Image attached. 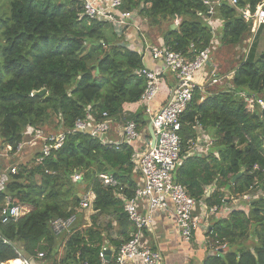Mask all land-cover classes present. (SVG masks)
<instances>
[{
  "label": "trees",
  "instance_id": "trees-1",
  "mask_svg": "<svg viewBox=\"0 0 264 264\" xmlns=\"http://www.w3.org/2000/svg\"><path fill=\"white\" fill-rule=\"evenodd\" d=\"M205 1L122 0L120 10L137 12L151 25L172 22L159 41L191 59L209 47L237 46L253 28L241 10L250 7L255 12L264 5V0H237L236 5L232 0H208L216 3L215 14L209 16ZM209 19L218 22L215 29ZM263 32L264 26L257 33ZM132 33L141 42L142 53L127 41ZM147 44L156 43L143 37L142 30L126 29L119 35L111 22L84 16L80 0H0V148L11 147L14 154L19 144L29 141L30 126L46 135L68 132L62 148L43 161L33 151L32 161L11 166L17 168L16 174L0 164L8 178L0 206L8 198L21 214L16 223L0 224V264L31 257L42 264H99L106 242L117 249L130 239L134 227L124 202L99 176L113 175L126 187L128 198L133 197L138 177L133 149L105 146L74 132V126L78 119H87L89 111L97 122L108 113L122 126L134 121L140 129L147 127L149 119L139 105L145 79L138 75L147 67ZM256 49L257 43L232 78H225L230 89L220 84L204 92L196 89L182 116L183 162L175 180L199 208L205 204L223 210L227 195L264 190V110L256 104L257 112L252 113L247 107L251 97L264 100V51L258 56ZM165 75L162 103L176 82L171 71ZM215 87L220 91H213ZM52 120L56 133L48 127ZM202 135L213 145L207 153L190 155L192 143ZM77 173L82 174L81 182L74 181ZM89 191L96 196L93 224L84 227L86 213L80 211V203ZM72 217L73 235L57 237L51 223ZM104 217H110L106 227ZM217 218L207 233L208 248L215 254L204 264H264V196L250 203L249 214L236 210ZM4 239L10 245L3 244ZM58 241L63 246L60 259ZM39 253L45 257L39 259Z\"/></svg>",
  "mask_w": 264,
  "mask_h": 264
},
{
  "label": "built area",
  "instance_id": "built-area-1",
  "mask_svg": "<svg viewBox=\"0 0 264 264\" xmlns=\"http://www.w3.org/2000/svg\"><path fill=\"white\" fill-rule=\"evenodd\" d=\"M84 7V16L99 21L111 22L119 35L126 29L142 30L136 23L139 18L137 12H124L120 8L122 0H80ZM209 16L215 14V2L205 1ZM236 5L237 0H232ZM243 18L246 21L253 22L252 34L258 32L260 27L264 26V5L258 6L255 12L250 7L241 10ZM209 24L213 29L218 26V22L209 19ZM131 35L127 36V41H131ZM146 55H150L153 61L160 62L165 69L144 68L138 72L140 77L145 79V88L140 97L139 105L144 107L145 115L149 119L145 129H140L134 121H128L125 125H120L117 130L118 139L110 137L115 126L108 113H104L103 121L97 122L88 111L87 119H78L74 126V132L89 135L93 139H98L105 146L120 149L127 145L133 149V162L135 163V172L138 177L136 180V190L133 197L128 198L126 187L110 174H101L99 176L102 184L112 189L117 198L124 202V209L128 219L134 227V231L128 241L119 248L112 247L108 242L104 244L99 254V264H160L162 253L153 247L149 241V235L153 229L155 213L157 211H173L176 217V224L179 235L182 240L190 244L199 229L202 221L207 222L211 217L223 215V210L218 207L208 208L205 204L198 203L191 198L186 188L175 180V172L182 165V116L187 112L196 89L202 92L208 87L217 84L225 85V78L231 79V76L219 77L215 72L211 74V81L198 82L196 76L203 73L212 62L211 47L206 48L189 59L180 53L172 52L160 40L156 44H147L145 47ZM144 50V49H143ZM143 50H140L142 53ZM171 71L176 77V84L171 89L168 99L165 103L160 101L161 86L164 82L165 71ZM34 93L32 94V96ZM252 98V99H251ZM254 104H258L264 110V100L251 97ZM248 100V102H249ZM151 124L154 138L149 134V125ZM26 135L29 136L28 142L19 144L16 156L22 151L23 147L30 146L31 149L40 154L38 161H43L45 157L58 151L64 145L68 132L46 135L41 130L29 127ZM203 144L199 141L192 143L190 155L197 151L206 152L212 145L213 140L203 136ZM32 152V151H31ZM34 152V153H36ZM12 148L8 147L6 155L9 157ZM13 154V155H14ZM11 174L17 173L16 167H9ZM8 180L7 175L0 166V192L5 188ZM74 181L81 182L82 174L77 173ZM95 194L92 191L82 196L80 203L81 212L93 211ZM200 209V213H198ZM89 215V218L91 215ZM20 207L12 204L10 199H6L0 206V224L8 225L18 222L20 218ZM75 217L68 220H55L51 223V229L57 236L67 234L69 238L73 235V226ZM208 227L206 228L208 233ZM212 228L210 227L209 231ZM3 244L10 245L8 240H3ZM112 251L110 260L107 261L108 251ZM44 253H39L38 258H44ZM12 262L20 264H32V261L25 258H19ZM11 262V263H12ZM10 264V263H9Z\"/></svg>",
  "mask_w": 264,
  "mask_h": 264
},
{
  "label": "rangeland",
  "instance_id": "rangeland-1",
  "mask_svg": "<svg viewBox=\"0 0 264 264\" xmlns=\"http://www.w3.org/2000/svg\"><path fill=\"white\" fill-rule=\"evenodd\" d=\"M179 22L180 20H176L174 22L175 23L174 25L177 27L179 25ZM136 23L140 26V28L143 31V37H148L151 42L157 43L159 41V38L161 37L163 30L167 29V27L172 22L163 23L161 25H157V24L151 25L147 20L139 16V18L136 20ZM258 34L259 33L256 32L255 34L247 35L237 46H234V47L222 46L221 49L219 50H218V47L214 48L212 55H211V58L213 59V63L210 69L208 68V75H206V79H203V82L209 83L211 81V76L209 75L210 71H211L210 74L215 72L217 74L232 77L231 73L234 72V70L238 68L239 65L248 58V55L255 43H257L256 54L260 56L261 53L264 51V32L262 34H259V35ZM170 80H173V79H170ZM173 83L176 84L177 82H173ZM224 87L226 89H230L229 88L230 86L228 85V83ZM220 89L221 88L215 87L213 91L218 92L220 91ZM163 94L165 96V93L162 92L159 98ZM247 107H248V110L251 111L252 113L257 112L256 103L254 104L253 100H249ZM48 127L52 130V132L54 131L55 133L58 132L56 131V121L55 123L53 122V120L52 122H49ZM202 137L203 135L201 136L200 144H203ZM206 137L210 138L209 136H206ZM25 142H28V141H25ZM208 150L206 151V153L208 152ZM6 151H8V146L6 147L5 150L4 148H0V164L3 167V170L8 169L11 166H16L21 162L27 163L28 161H32L33 159L32 158L33 155L31 154V151L33 152L34 150L31 149V147L28 145L23 147L22 151L17 156L13 155L12 153L11 158L6 155ZM197 153L204 154L205 152L197 151ZM215 153L217 154V152ZM208 193L211 194V191H209ZM260 196H264V190L262 192H258L253 195L252 193L244 195V196L227 195L229 200H226L227 204L225 205L224 210L222 211L223 216H219V218L228 217L231 214V212L236 211V210L245 211V213L249 214L250 203L253 202L254 199ZM198 213H200V209H198ZM90 214H92L91 211L86 213L84 225H83L84 227H90L93 224L91 217L89 218ZM109 219L110 217H104L102 221L103 227H106V225L110 221ZM214 221H215L214 219L210 220V223H209L210 225L208 226L211 227ZM113 225L115 226V222L113 223ZM112 234L113 236L116 235L115 230L112 231ZM247 246H250V245H247ZM56 251L58 253V258L60 259L63 255V246L60 241L57 242ZM29 260L33 262V257L29 258ZM32 264H42V263L35 261Z\"/></svg>",
  "mask_w": 264,
  "mask_h": 264
},
{
  "label": "crops",
  "instance_id": "crops-1",
  "mask_svg": "<svg viewBox=\"0 0 264 264\" xmlns=\"http://www.w3.org/2000/svg\"><path fill=\"white\" fill-rule=\"evenodd\" d=\"M130 39L131 42H133L131 43L133 49L138 48L139 50H143L141 42H139L137 37L134 36V33H132ZM145 62L148 68L165 69L162 63L153 61L150 55H146ZM212 63L213 59L211 65ZM167 72L168 70L165 71V73ZM207 74L208 69L203 73L198 74L196 76L197 81L199 83L203 82V79H206ZM120 125L121 124L115 123V126L113 127L114 132L110 135L112 139H118L117 130L118 128L120 129ZM214 218H216V216L208 219L206 223L202 221L201 229L197 231L194 240L190 244H187L179 235L174 212L172 210L169 212L157 211L155 213L153 229L148 237L151 245L162 253L163 258L160 264H204L207 257L215 254L213 249L208 248L209 245L206 230L207 227H210L208 226L210 225V220Z\"/></svg>",
  "mask_w": 264,
  "mask_h": 264
},
{
  "label": "water",
  "instance_id": "water-1",
  "mask_svg": "<svg viewBox=\"0 0 264 264\" xmlns=\"http://www.w3.org/2000/svg\"><path fill=\"white\" fill-rule=\"evenodd\" d=\"M46 93V91L44 90V91H42V92H39V94H41V95H44ZM149 134H150V136H151V138H154V132H153V129H152V126H151V124L149 125ZM237 179V177L235 178V179H233V182L235 181ZM210 195V193H208V196ZM111 253H112V251H108V256H107V261H109L110 260V256H111Z\"/></svg>",
  "mask_w": 264,
  "mask_h": 264
},
{
  "label": "bare ground",
  "instance_id": "bare-ground-1",
  "mask_svg": "<svg viewBox=\"0 0 264 264\" xmlns=\"http://www.w3.org/2000/svg\"><path fill=\"white\" fill-rule=\"evenodd\" d=\"M12 264H20V263L19 262H15V263L13 262Z\"/></svg>",
  "mask_w": 264,
  "mask_h": 264
}]
</instances>
